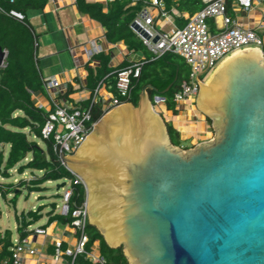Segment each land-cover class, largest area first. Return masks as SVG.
Instances as JSON below:
<instances>
[{"label":"water","instance_id":"water-1","mask_svg":"<svg viewBox=\"0 0 264 264\" xmlns=\"http://www.w3.org/2000/svg\"><path fill=\"white\" fill-rule=\"evenodd\" d=\"M259 51L236 54L208 85L199 80L196 109L214 122L213 140L173 146L148 86L137 108L111 110L65 157L86 183L90 224L110 248H123L129 264H264ZM6 56L0 46V67Z\"/></svg>","mask_w":264,"mask_h":264},{"label":"trees","instance_id":"trees-1","mask_svg":"<svg viewBox=\"0 0 264 264\" xmlns=\"http://www.w3.org/2000/svg\"><path fill=\"white\" fill-rule=\"evenodd\" d=\"M51 0H0V46L7 52L4 66L0 67V196L8 199L16 207L22 190L29 194L41 192L45 183L51 181H69L71 174L59 163L53 152V137L48 140L41 138V130L46 122V113L40 110L34 100L37 97L46 99L44 78L39 66L38 38L28 20V13L41 12ZM149 1V0H147ZM165 11L171 16L177 28H184L188 18L204 9L203 0H161ZM234 0H228L229 15ZM262 5L264 8V0ZM79 13L87 15L105 29V39L109 44L123 43L129 53H144V61L139 78L132 80L129 98L119 97L116 91V77L119 69L130 66L124 62L116 68L110 67V58L99 54L95 59L99 67H87L86 89L90 98L80 104L82 108H90L92 123L96 124L107 111L102 102L93 104L94 92L99 84L105 91L118 98L121 103L138 107L140 96L145 88L151 86L157 91L148 90L150 100L156 96L166 99L165 109L176 117L179 115L174 95L182 84L189 79L190 67L184 59L175 54H165L152 60L151 53L142 41L132 32L130 26L136 16L146 7L141 2L132 6L131 0H114L107 4L93 0H76ZM11 11H17L25 16L24 21L9 16ZM209 24L215 32L214 22ZM170 88V89H169ZM167 89H169L167 91ZM68 90L65 97L71 94ZM173 146L189 150L195 147V141L188 146L174 124H166ZM44 141L47 149L40 147L39 141ZM30 173L33 180L27 182L24 176ZM16 176V178H15ZM18 178V179H17ZM17 180V182H15ZM86 199V191L82 185L73 186L71 208L82 206ZM43 207L27 213H16L17 232L24 237L23 229L37 223L43 217ZM48 221L45 227L57 222L65 225L70 219H65L52 209L46 213ZM87 233L91 243L97 242L101 255L108 264H129L123 248H110L99 230L88 225ZM4 243L5 253L13 245L12 233L7 231ZM10 255V252H9Z\"/></svg>","mask_w":264,"mask_h":264},{"label":"built area","instance_id":"built-area-1","mask_svg":"<svg viewBox=\"0 0 264 264\" xmlns=\"http://www.w3.org/2000/svg\"><path fill=\"white\" fill-rule=\"evenodd\" d=\"M112 1L114 0H104V3ZM131 2L132 6L141 2L146 5L136 16L130 29L151 53L152 60L170 53L184 59L190 67L188 81L184 82L174 95L179 112L184 111L183 105L196 108V99L201 91L199 80L206 84L219 66L230 57L246 49L258 48L264 59V14L259 19V26L255 28L244 27L235 18L238 12H255L258 6L262 5L260 0H234L231 5L234 18L229 15L228 0H203L204 9L189 17L184 28L173 27L168 31L158 25V21L172 22L161 0ZM9 16L19 21L25 20V16L17 11H11ZM211 20L214 22V33L209 24ZM103 52V47L95 41L90 43V50L86 51L89 58ZM143 63H134L117 71L116 91L119 97H130L132 80L140 77ZM44 84L46 103L41 104L35 100L38 108L46 113L41 138L48 140L53 137V152L59 163L72 176L71 180L64 181L65 186L60 189L63 191L62 206L56 213L70 221L63 225L61 235L56 237L53 236V229L57 222L49 227L24 228L25 236L17 234L13 239L12 248L10 251L8 249L7 253L4 243H0V264H108L100 253L99 244L91 243L87 233L88 225H91L88 220L87 195L82 206L71 208L73 186L82 185L86 189V185L64 160L67 155L74 156L94 130L96 124L92 123L91 109L61 103L62 95L68 90L67 85L55 79H46ZM102 89L101 83L94 92L93 104L101 101L108 110L106 114L125 105L118 98L110 97L106 100ZM165 103L166 99L162 96H156L151 101L155 112L156 107L165 106ZM193 118L197 119V116L193 114ZM24 179L30 182L34 178L24 176ZM5 233L0 234L1 240L5 238Z\"/></svg>","mask_w":264,"mask_h":264},{"label":"crops","instance_id":"crops-1","mask_svg":"<svg viewBox=\"0 0 264 264\" xmlns=\"http://www.w3.org/2000/svg\"><path fill=\"white\" fill-rule=\"evenodd\" d=\"M93 1L104 3V0ZM257 13L261 16L264 14L263 5L258 6L257 10L250 14L243 11L238 12L235 18L244 27L255 28L260 24ZM27 17L38 38L37 55L43 78L45 80L55 79L61 84L67 85L68 90L72 91L66 97L67 92L61 97V103L67 106H80L91 96V93L86 89L87 67L97 68L100 66L95 59L97 55L89 58L86 53L87 50H90L91 42L95 41L103 47L102 54L110 58V67L112 68H116L124 62L134 64L146 60L144 53H129L123 43L109 44L105 39V29L89 16L79 13L76 0H51L44 11L30 12ZM158 23L159 28L161 27L164 31L176 27L173 19L171 23L165 20L158 21ZM41 50L42 59L39 58ZM102 95L106 100L112 97L105 91L104 86ZM34 100H38L41 104L46 103V99L42 97H37ZM193 114L197 116L198 120H195L196 122L193 124H188L186 114L179 112V115L175 117L172 112L165 109V116L170 120V124L175 125L181 136L187 133H192L193 137L199 133L207 135L209 129L214 130L212 120L205 116L200 118L198 113L193 112ZM195 142L196 146L200 144L199 138Z\"/></svg>","mask_w":264,"mask_h":264},{"label":"rangeland","instance_id":"rangeland-1","mask_svg":"<svg viewBox=\"0 0 264 264\" xmlns=\"http://www.w3.org/2000/svg\"><path fill=\"white\" fill-rule=\"evenodd\" d=\"M259 14V13H257ZM257 17H261V15H257ZM39 58L42 59V50L39 52ZM184 111H181V113L186 114L188 117L187 122L188 124H193L198 119L191 118L192 110H194V113H198L200 118L204 117L201 113L197 111L195 107H191L190 105H183ZM156 112H158L161 117L164 119L165 123L170 125V120L165 116V108L163 105L160 107H156ZM196 120V121H195ZM183 124V123H182ZM185 126V124H184ZM215 137V131L213 129L208 130V134H198L197 136L193 137V134H182V138L185 141L188 146L192 145V142L195 140H198L199 143L203 142H209L213 140ZM40 147L43 150L47 149V145L44 141H39ZM196 143V142H195ZM196 147V145H195ZM194 147V148H195ZM192 148V149H194ZM77 153V152H76ZM76 155V154H75ZM27 178H33L30 173H27L25 175ZM16 178V176H15ZM18 179V178H17ZM1 182V180H0ZM17 182V180H15ZM63 181H51L49 183L44 184V189L41 192H35L33 194H29L28 190L24 189L22 190L21 196L18 198L16 207H14L12 204L9 203V197L8 199H4L0 196V234H3L7 231L12 233L13 238L17 237V221L15 219L16 213H22V212H29L32 210H37L39 207H43V217L40 221L37 223H34L32 225V228H36L39 226H44L47 224V215L50 210L54 209L56 213L59 212V209L62 206V190H57V186L61 184ZM63 231V225L60 223H57L55 228L53 229V236H60Z\"/></svg>","mask_w":264,"mask_h":264},{"label":"bare ground","instance_id":"bare-ground-1","mask_svg":"<svg viewBox=\"0 0 264 264\" xmlns=\"http://www.w3.org/2000/svg\"><path fill=\"white\" fill-rule=\"evenodd\" d=\"M238 54V53H237ZM235 56V55H234ZM230 58H232V57H230ZM229 58V59H230ZM229 59H227L226 61H228ZM226 61H224L220 66H219V68L214 72V74L220 69V67L226 62ZM214 74L212 75V77L210 78V80L206 83V85H208L209 83H210V81L212 80V78H213V76H214ZM85 185H86V183H85ZM87 187V186H86ZM88 190V189H87ZM101 229V228H100Z\"/></svg>","mask_w":264,"mask_h":264}]
</instances>
